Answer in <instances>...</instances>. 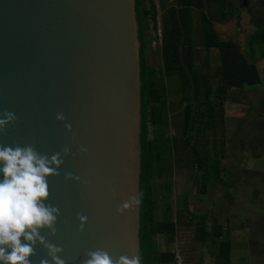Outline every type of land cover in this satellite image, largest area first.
<instances>
[{"label": "water", "instance_id": "water-1", "mask_svg": "<svg viewBox=\"0 0 264 264\" xmlns=\"http://www.w3.org/2000/svg\"><path fill=\"white\" fill-rule=\"evenodd\" d=\"M140 47L135 0H0V113L17 116L0 145L60 153L49 178L57 231L42 235L66 264L97 248L140 255ZM34 251L31 264L47 258L43 246Z\"/></svg>", "mask_w": 264, "mask_h": 264}, {"label": "trees", "instance_id": "trees-1", "mask_svg": "<svg viewBox=\"0 0 264 264\" xmlns=\"http://www.w3.org/2000/svg\"><path fill=\"white\" fill-rule=\"evenodd\" d=\"M235 0H173L162 14L161 62L157 63L151 49L152 36L150 23L157 29V7L155 0H135L136 18L139 25L140 62H141V97H142V153L140 176V255L141 264H178L175 239L177 225L166 216L157 217V200L154 199V176L156 171L155 140L150 139V125L159 129L166 126L168 101L166 85L172 76H180L183 85L190 87L197 104L195 120L197 125L203 122L204 116L209 121L219 108L223 111L226 94L229 90H243L244 86L260 83V77L253 61L254 55L264 58V27L255 31L247 41L248 51L233 41H223L215 28V23H225L230 17H235ZM208 9L211 10L208 11ZM195 11L200 14L204 54L206 57L217 55L220 63L213 75L217 86L214 88L210 80H202L195 73L194 46ZM215 14V15H214ZM253 57V58H252ZM258 60V59H257ZM181 79V80H182ZM203 101L200 99L202 94ZM216 96L218 102L213 100ZM193 103L186 106L188 130L194 129V117H190ZM206 108V110H203ZM168 115V116H167ZM201 129V126H200ZM198 171H203L202 157L197 154ZM219 178V176H217ZM212 176L202 175L199 181V192L206 195ZM205 231H204V230ZM204 234L219 246L222 257L219 264H231L232 242L229 230L222 225H215L211 232L202 227ZM157 235L166 237L164 249L155 239ZM209 235V236H208Z\"/></svg>", "mask_w": 264, "mask_h": 264}, {"label": "crops", "instance_id": "crops-1", "mask_svg": "<svg viewBox=\"0 0 264 264\" xmlns=\"http://www.w3.org/2000/svg\"><path fill=\"white\" fill-rule=\"evenodd\" d=\"M170 1L172 2L173 0ZM246 1L251 0H237V2H235L236 4L234 3L236 5L235 17H230V19L225 23H215L216 31L218 32L221 40L236 42L241 46L242 49L247 45L246 43L249 37L255 31L264 27V16H258L251 10L242 12L243 9H246ZM239 14L240 19H242L244 23L242 25V28L239 29L237 33L235 29H233V24H231V22L234 18L238 17L239 19ZM195 18L197 21H195L196 36H194V46L198 53L195 55L194 72L197 73L199 71V76L202 78V80L206 81L210 80L211 78L214 79L213 75L219 66L220 60L217 55H212L210 57L205 56L202 25L200 29L197 23L201 19L198 20L196 14ZM199 51H203V55L200 54ZM255 66L260 77V83L251 86L246 85L244 86L243 90L256 94L263 93L260 96L264 97V58L256 60ZM211 74H213L212 77H210ZM175 77L178 76H172L168 80L167 85L169 87V90L172 82H178ZM180 81L181 83L183 82V80L181 79ZM214 88H216V86H214ZM173 93L174 92L170 90L167 94L169 108L168 115L170 114L167 125L162 126L159 129L154 128V132L152 136H150V139H154L155 143H157L155 171L156 174L154 176V190L155 198L157 200V217L158 219H164L169 215L172 221L177 225V237L175 239V243H177V240L184 236L183 234H186L187 232L189 234L191 232V229H195L196 236V233L200 226H197V223H195V220H193V218L195 217H199L200 220L202 218L205 219L204 227L206 228L207 232H211V228L215 225L224 226V228L229 230L230 232V237L227 238L232 240L231 231L229 229V226L227 225V222L216 221V219L218 213L220 214L223 209L224 213L222 214V217H226L227 221L229 222L230 219H228V215H230V213L228 214V212L225 210L228 208V206H232L233 208L247 209L255 203V205L258 207L257 203L259 202V199L256 193H254L255 191L252 192V189L256 184L261 183L259 175L261 174V171L264 170V151L260 147V145L262 142V146H264V141H260V137H262V135H258V133H261V128L257 129V131H255V129L258 124L261 123L260 120L264 109L259 112H252L249 117L247 116L244 118L240 109V104L244 105L243 102L240 101L237 94H230V92H228L225 97L223 111L219 112L218 108L217 110L219 114L217 116H214L211 121L208 120L207 123L209 131H212L214 124L220 120V123L222 122V124L226 126L227 129H231L230 131L232 133V136L226 139V144H220L219 148L223 147L222 150H224V155L221 156L216 154L215 152L214 154L212 153V155L209 156H203V154H200L202 157L201 166L203 171H198V161H191L190 156L188 159H186L187 146L183 147L184 143L187 142L192 133H194V130L196 131V128L194 130H188L187 125L189 122L191 123V120L186 121L187 117H185L184 115L186 106L187 104L190 105L191 103H193V105H195L194 108L196 109L197 101L195 97L191 99L188 95H182L180 97V93H182L181 91H177L176 93L179 94L178 98H175L178 95L174 97L175 94ZM213 100L218 102L216 96L213 97ZM231 103L232 106L236 107L239 110V112L238 114H234L233 116H231L230 119L229 110L232 107L229 108L228 104L231 105ZM263 105L264 104H258L257 107L262 108ZM253 113L258 114L256 116L258 117L256 119L257 122H255L254 124H252L251 122H246L247 118H250L254 115ZM195 114L196 112L194 111V123L196 122ZM239 127L246 128L244 130L236 131V129ZM244 133L247 135V137L244 136ZM176 134H179V136H176ZM239 137L245 138L246 141L243 143L242 141H237V138ZM167 140H171L173 142V145H175L176 142L178 145H181L180 148H177L180 153L185 154L184 158H182L181 154L179 160V162H183L184 164H175L172 171H166V169L164 168L165 160L163 159V156H160V151H165L164 145ZM197 146L198 145L194 147L195 151ZM244 161L246 162V164L242 163ZM209 166H211V168H209ZM222 171H224L225 174L222 173ZM256 173L259 178H250L252 176H256ZM202 175L212 176V179L209 183L208 193L206 194L207 196L202 195L199 192V181ZM217 176H219V178ZM223 176L225 178H223ZM222 182L224 184H222ZM256 192H258V190H256ZM252 201L254 203H252ZM197 202L200 203V207L210 208V211L196 214L198 207ZM260 207L261 205H259V208ZM234 216H237L236 211H234ZM243 216H246L244 212H242V214L240 215V220H243ZM230 221H232V223L234 222L233 219ZM246 233H249V231L247 230ZM157 241L162 249L167 247L165 236L157 235ZM199 243H205V248L207 249L209 247L208 245L219 248L216 242L211 241L210 237H207V233L205 234V236L201 237ZM232 246H234L233 243ZM178 250L179 247L177 246V257L179 252ZM218 252L219 249L217 251V254ZM204 254L205 256H207L205 251ZM208 254L211 255V252H209ZM232 263L233 260L231 259V264Z\"/></svg>", "mask_w": 264, "mask_h": 264}, {"label": "rangeland", "instance_id": "rangeland-1", "mask_svg": "<svg viewBox=\"0 0 264 264\" xmlns=\"http://www.w3.org/2000/svg\"><path fill=\"white\" fill-rule=\"evenodd\" d=\"M235 2H237V0H235L234 3ZM246 2H247L245 4L246 9H243L242 12L251 10L252 12L256 13L258 16H264V0H251V1H246ZM155 3L157 7V14H158L157 29L155 30L153 23L151 22L149 31L152 36L151 49H152V52L155 54V60L157 61V63H159L161 62V46H162L161 45L162 44L161 43L162 14L166 10V8L170 4L173 3V1L171 2L170 0H155ZM208 11L211 12L210 9H208ZM195 14H196L197 19L199 20L200 19L199 12L195 11ZM238 16H239V19L238 17L234 18L231 22V24H233V29H235L237 33H238V30L242 28V25L244 23L242 19H240V14ZM195 21H197L196 18H195ZM197 23L201 29V20ZM194 36H196V32L194 33ZM200 40H201V37H200ZM200 40H199V43H200ZM243 50L248 51L247 45L243 48ZM199 52L200 54L203 55V51H199ZM257 59H261L259 58L258 54L254 55L253 61ZM212 75L213 74H211L210 77H212ZM178 77L180 78V76ZM178 77H175L178 82H172V84L170 85V90H172V92H174L173 94H175L174 97L178 95L177 97H175V98H178L179 94H176V93L177 91L179 92L181 91L182 93H180V97L182 95H188L191 99L194 98L193 93H191L192 90L194 89L190 87L188 88L185 87L183 85L184 80L180 78L183 80V82L181 83ZM210 84L211 85L213 84V87L217 86L216 81L212 78L210 79ZM166 87H167L166 88L167 93H169L170 90H169L168 85ZM243 91L244 90L241 91L237 89H232V90H229L228 92H230V94H237L240 101L243 102L244 105L240 103L239 104L241 106L240 109H241L242 116L244 118L247 116L249 117V115H251L252 112H259L262 109H264V105L262 106V108L257 107L258 104H264V97L260 96L263 93L256 94V93H251V92H246V91L243 92ZM203 96L204 94H202V96L200 97L202 101L204 100ZM228 107L229 108L232 107L229 110L230 111L229 117L231 119V116H233L234 114H238L239 110L236 107L232 106V103L231 105L228 104ZM194 109L195 108L193 109L191 108V112H190V117L192 119L194 117ZM203 110H206V108H203ZM218 114L219 112L218 110H216L213 116H217ZM253 114H254L253 116L246 119V122L248 123L251 122L252 124L257 122L256 119L258 117L256 116L258 114L257 113H253ZM184 115L185 117H187L186 111ZM202 118H203V122H199L201 124L200 125L201 129H200V126L197 125L196 123L197 121H196L193 126L194 129L196 128V131L193 129L194 133H192L189 140L185 142L183 145V147L187 146L186 159H188L190 156L191 161L193 160L197 161L196 151H197V154H203V156L212 155V153L214 154V152L221 156L224 155V152H223L224 150H222L223 147L219 148L220 144H223V143L226 144L227 143L226 139L232 136V133L230 131L231 129L230 130L227 129L226 126L222 124V122L220 123V120L214 124L212 131H209L208 123H207V121L209 120L208 116H204ZM263 120H264V112L262 113V117L260 120L261 123L258 124V126L255 129V131H257V129L261 128V133H258L259 136L262 135V137H260V141H264V121ZM167 123H168V120L166 124ZM149 125H150V136H152L155 127L151 123H149ZM245 128L246 127H243V128L239 127L235 129L237 131V130H244ZM176 136H179V134H176ZM244 136L247 137L245 133H244ZM197 139H198V142H197ZM152 140L154 141V139ZM238 140L242 141V143L246 141L245 138H241V137L237 138V141ZM196 145L198 146L195 151L194 147ZM262 145L263 144L261 142L260 147L264 151V146ZM164 146H165V151L161 150L160 156H163V159L165 160L164 168L166 169V171H172L175 164H180V163L184 164L183 162H179L182 153H180L177 147L180 148L181 145H178L177 142L175 143V145H173V142L171 140H167ZM155 148H157V143L155 145ZM184 157H185V154H182V158ZM245 161L242 163L246 164ZM210 164H211V161H210ZM209 168H211V166H209ZM222 173H224V171H222ZM259 177L261 179V183L256 184L254 188L252 189V192L255 191L254 193H256L259 199V202L257 203L258 207L255 205L253 201L252 203H254V205H251L247 209L246 208H233L232 206L230 207L228 206V208L225 210L228 212V214L230 213V215H228V219L230 220L233 219L234 220L233 223L230 220L228 222L226 217H222V214L224 213L223 209H222V212L220 214L218 213L217 215L216 221H226L231 231V236H232L231 242L234 245L232 246V257H231V259L233 260L232 264H264V170L261 171V174L259 175ZM259 177L257 176V173H256V176H252L250 178H259ZM223 178L225 177L223 176ZM222 184L224 183L222 182ZM256 190H258V192H256ZM197 204H198V207H197L196 214H201V213L210 211V208L200 207L199 202H197ZM259 205H261L260 208H259ZM234 211L237 212V216H234ZM242 212H244L246 216L245 217L243 216L242 217L243 220H240L239 217L242 214ZM193 220H195V223H197V226H200L196 233V236H195V229H191V232L189 234L188 232L186 234H183L184 236L181 237L179 240H177V243H175V249H177V246L179 247V250H178L179 251L178 252L179 264H206V262L207 264H219L220 260H222V257H220L219 252L217 254V251L219 248H216L212 245H208L209 247L207 249L205 248L206 247L205 243L204 244L199 243L201 237L205 236L204 234L205 230L203 229L204 231H201L202 227L204 228L205 219L202 218L200 220L199 217H195L193 218ZM247 230L249 231V233H246ZM204 251L206 252L207 256H205ZM209 252H211V255L208 254Z\"/></svg>", "mask_w": 264, "mask_h": 264}, {"label": "clouds", "instance_id": "clouds-1", "mask_svg": "<svg viewBox=\"0 0 264 264\" xmlns=\"http://www.w3.org/2000/svg\"><path fill=\"white\" fill-rule=\"evenodd\" d=\"M57 121H64L63 113H57ZM17 122L14 112L4 110L0 113V133ZM70 130L71 125L65 123ZM82 151H87L86 148ZM65 155L69 149H63ZM63 164L59 152L48 156L39 152L34 145H0V264H31L30 257L35 254L37 245L43 246L47 258L40 264H66L61 258L63 248L51 243L45 230L56 234L59 208L49 203V178L59 175ZM66 179H79L69 172ZM139 203V200L136 201ZM129 203L117 208L118 213L129 209ZM81 227L87 217L78 215ZM141 255L120 256L113 259L104 249L86 253L82 264H141Z\"/></svg>", "mask_w": 264, "mask_h": 264}, {"label": "flooded vegetation", "instance_id": "flooded-vegetation-1", "mask_svg": "<svg viewBox=\"0 0 264 264\" xmlns=\"http://www.w3.org/2000/svg\"><path fill=\"white\" fill-rule=\"evenodd\" d=\"M178 258V257H177ZM178 264H179V261H178Z\"/></svg>", "mask_w": 264, "mask_h": 264}]
</instances>
